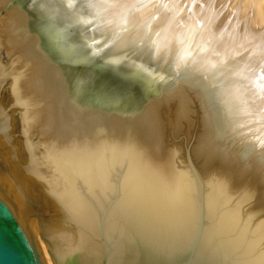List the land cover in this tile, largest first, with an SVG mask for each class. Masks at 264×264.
<instances>
[{
  "label": "water",
  "instance_id": "1",
  "mask_svg": "<svg viewBox=\"0 0 264 264\" xmlns=\"http://www.w3.org/2000/svg\"><path fill=\"white\" fill-rule=\"evenodd\" d=\"M2 48L0 38V264H264V203L250 185L232 190L214 168L203 179L184 135L170 142L167 181L139 163L128 141L102 138L95 154L60 158L34 138L36 110L21 89L27 65L3 61ZM41 50L62 71L70 100L133 114L85 95L100 70L142 75L140 67L84 54L95 67L82 66L76 82L74 66Z\"/></svg>",
  "mask_w": 264,
  "mask_h": 264
},
{
  "label": "bare ground",
  "instance_id": "2",
  "mask_svg": "<svg viewBox=\"0 0 264 264\" xmlns=\"http://www.w3.org/2000/svg\"><path fill=\"white\" fill-rule=\"evenodd\" d=\"M7 2L0 0L1 58L27 65L21 89L36 110V140L75 160L95 154L102 138L119 146L128 141L139 163L167 181L171 141L160 111L191 92L203 109L192 156L186 142L193 125L184 133L197 171L206 179L214 168L232 190L248 184L264 203V0H67L91 51L136 65L147 76L156 73L166 86L164 103L151 100L133 118L70 100L62 72L24 30L23 14L3 13ZM90 29L92 40L86 39Z\"/></svg>",
  "mask_w": 264,
  "mask_h": 264
},
{
  "label": "rangeland",
  "instance_id": "3",
  "mask_svg": "<svg viewBox=\"0 0 264 264\" xmlns=\"http://www.w3.org/2000/svg\"><path fill=\"white\" fill-rule=\"evenodd\" d=\"M66 1L67 0H8L3 8V13L11 10H17L23 14V28L27 34L37 38L38 50L46 56V54L41 50L42 48L50 55L52 59L74 66L73 69L75 70V81L77 82L78 76L82 74V66H88V68L92 69L93 66L95 67V64L91 60L83 61L81 58L82 55L84 56V54H89L91 57L95 55L100 59V61L105 59V57L102 54L100 55L98 51L96 53V51L90 50V46L88 45L89 43H87V40H85L84 34L81 32V29H79L76 21L73 18L74 15L71 16L68 10L65 8ZM254 3L256 2H253V4ZM74 5L75 3L73 2L69 4V7H74ZM220 18H222V15ZM69 27L70 29L65 31V28ZM75 30H77L78 33ZM87 34L88 36L86 39L88 37L91 39L93 31L90 29L87 31ZM77 38L83 43V51L80 49L81 43L79 42H77L79 47L78 45L77 48L72 46L74 45L72 44L73 41L77 40ZM39 41L40 45L38 44ZM47 60L50 62L48 58ZM99 74L102 75V78L99 81V86H96L95 88L88 87L86 89L87 92L85 96L89 98V100L93 102L92 104L96 106L108 109H119L131 112L133 114L137 112L133 116H124L125 118H133L140 114V112L144 111V107H147V104H149L148 102L146 105H144L145 102L152 96H158L160 92H162L160 95L161 97L157 100L163 103L165 101H163L164 98H162V96L164 94L163 88L166 86L162 84L161 79L156 73H151L150 75L156 76L159 81L148 77H142V75L144 76L143 73L142 75L133 74L131 71L126 69L124 70L122 67L119 68V66L116 67V69L104 68L103 70H100ZM82 79L84 80L85 78L82 77ZM178 87L179 85L175 88L177 89ZM190 93L191 92H188L190 96L187 93V95L184 93L185 97L182 95V100H178V98L171 99L170 102L168 101L167 105H164V108H161L164 112H160L162 122L167 127L166 132L168 133L167 135L169 141H173L179 136L184 135L185 131L187 130L186 124L187 127L190 128L193 125L191 128L193 129L191 135L192 141L190 140V143L188 142L189 145H187L186 142L187 149L190 153V156H192V144L195 148H197L199 144L197 137L199 136L200 138L201 134L200 124L203 118V109L198 95ZM180 107L184 109L183 112L181 110L182 116H180L181 112H179ZM181 120L182 122L180 123L179 121ZM178 124L181 126L179 127ZM198 132L200 134H198ZM196 138L198 141L195 143ZM200 148L201 147L199 146V149ZM193 157L192 161H194V164L197 167V161L195 157Z\"/></svg>",
  "mask_w": 264,
  "mask_h": 264
}]
</instances>
